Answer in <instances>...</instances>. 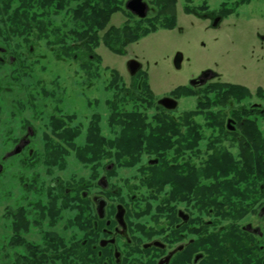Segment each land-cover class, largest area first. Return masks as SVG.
Instances as JSON below:
<instances>
[{
	"label": "rangeland",
	"instance_id": "rangeland-1",
	"mask_svg": "<svg viewBox=\"0 0 264 264\" xmlns=\"http://www.w3.org/2000/svg\"><path fill=\"white\" fill-rule=\"evenodd\" d=\"M236 1L177 0L176 24L173 29H158L140 40L130 43L123 55L112 53L100 42L97 49L93 50L100 62L98 66L91 69L89 76L86 75L85 70L80 68L81 62L73 61L67 53L62 52L64 49L75 47L70 33L71 18L67 13L62 12L57 17H52V28L61 29L60 35L65 38L61 42L63 44L55 43L53 37L49 38V43L37 41L30 37L29 39L33 41L34 46L33 54H28L25 38H15L9 46L3 45L0 23V49L6 51L4 55L0 53V59L4 61L0 63V108L2 107L4 110L3 122L0 123V160L7 150H12L9 145L4 143L6 137L22 138L27 134V127H30V131L34 132L32 140L36 144L32 149L42 153L44 151L43 142L46 139H51L52 132L48 126L49 118L52 115L74 117L76 124H82V126L80 125L81 131L79 136L74 135V140L69 139L73 140V143L65 149V171L60 172L53 169L52 180L60 178L68 189H74L75 195L80 194V191H86L90 196H94L99 191L94 187L97 179L102 176L100 167L114 164L109 180H107L112 188L119 192V197H124L127 193L125 187L127 183L131 186L137 185V180L133 182V178L136 177L147 159L155 157L148 154L142 155L140 161L138 160L139 163L131 164L127 163L124 158L115 162L112 153L93 156L89 152L86 134L88 133V126L92 124L89 121L93 118V122H98L100 138L103 139L99 146L105 145L106 147H104L108 149L117 144L114 139L121 131L120 126L114 123L110 124L109 121L113 112L118 111V109L116 110V100L114 103L115 111L110 110L109 107L115 96V90H107V88L112 72H115L121 79L120 85H124L125 90L123 89L124 95L122 96H127L125 93H129L127 90H130V85L134 82L131 80L132 76L127 69L129 61L140 64L141 73L146 75V83L153 94L154 101L150 107L138 100L134 104L126 101L125 105L120 107L119 112L139 113L144 122H147V125L143 126L144 129L150 128L149 122L153 116L156 119L163 116L171 119L176 122V126L185 124L189 127L192 124L197 127L195 129L198 137L196 140H200L198 151L204 154L206 150L204 146L208 141L207 136L209 134L205 125L207 124V113L204 112L205 116H198L193 113L197 101L201 99V94L204 93L203 88L205 86L192 87L190 82L199 78L204 72L211 71L217 75V82L240 84L247 87L250 92H253L256 87L264 88V0H250L241 5L234 14L225 17L218 27H212L207 19L193 14H185L184 7L188 2L192 8L206 5L208 12L214 13L220 9L222 4L225 3L229 7ZM143 2L148 8L147 17L152 16L154 9L148 0ZM72 7L74 5H71ZM126 20L123 13H116L111 16L109 26L121 27ZM101 34L103 35V32ZM11 57L16 58V62L13 59L11 61ZM178 57L180 58L179 65L175 64ZM10 62L14 64L10 65ZM94 72L97 74L96 77H92ZM15 75H17L16 78ZM8 87L12 90L11 95L6 94L9 92L4 93V89L8 90ZM178 88H188L189 93H193V95L189 97L174 96L173 92ZM207 92L206 87L205 94ZM163 98H173L172 100L176 101V109L163 111L157 105L158 100ZM14 109L23 112L16 116L17 112H14ZM53 110H57L58 113H54ZM186 113H192V118L184 119L182 115L184 116ZM180 120H186V122L180 123ZM185 131L190 133L189 128L179 129L175 127L173 133L174 145L168 155L171 156L170 160H175L176 163L181 161V156L177 154L176 142L180 139H178V135L181 136ZM213 134H217L218 139L221 140L217 131H213ZM180 147L183 149L184 145L181 144ZM228 149L232 158L236 159V150ZM181 155L188 154L185 152ZM95 159H99V172L95 169L97 165ZM13 160L15 161L16 157ZM6 166L8 172L5 179H0V183L4 184V187L0 186V205L8 201H2L3 195L6 199L8 194H17L15 192L17 181L13 175L20 171L18 169L19 162L16 161L13 165L6 162ZM204 183L201 182L200 184ZM147 192L149 195L150 192ZM168 192H173L172 181L170 185L164 188L162 195H167ZM145 193L146 191L143 189L141 194ZM255 194H257L256 190ZM205 195L206 192L203 191L201 193L202 201L205 200ZM11 199L12 196L6 203L7 206L15 205ZM109 200L111 203H117V199ZM247 204L245 202L243 205L246 206ZM263 204L264 199L258 200L253 205L255 209H250L251 213L239 220L237 224L235 223L236 227L230 228L231 230L227 229L229 221L224 217L223 210L215 208L214 205L210 215V208L199 210L197 206V211L194 213L197 220V232L206 229L207 235L212 234L213 238H218L229 235V232V236H232V233L235 235L238 232L237 226H240L241 230L244 231H246L247 226H250L252 229L260 230L264 240V217H259L256 211V208ZM138 205L139 207L132 212V215H146L141 219L135 217L133 222L140 221L142 224L152 225L156 216L154 210L156 203L153 200H148L147 202L139 201ZM146 206H150V209L143 212L142 210ZM181 208L183 207L181 206ZM137 211H139L138 214ZM1 212L2 208L0 207V264H7L8 262L10 264L11 250L2 252L7 233L3 227ZM206 222H211V227H205ZM62 225L63 222H57V228L54 230L58 232L60 237L62 236ZM200 236L197 235V237ZM36 242L38 243L40 240L38 239ZM237 263L236 260L235 264Z\"/></svg>",
	"mask_w": 264,
	"mask_h": 264
},
{
	"label": "flooded vegetation",
	"instance_id": "flooded-vegetation-1",
	"mask_svg": "<svg viewBox=\"0 0 264 264\" xmlns=\"http://www.w3.org/2000/svg\"><path fill=\"white\" fill-rule=\"evenodd\" d=\"M208 17L203 19L209 20L212 26L217 18L213 13ZM222 20L219 19L218 25ZM0 53L4 55L6 52L0 49ZM10 59L12 61L13 58ZM2 62L3 59H0V63ZM216 79L217 75L212 72L205 85L195 86H206L208 90L205 125L209 134L204 146L206 149L204 154L198 151L200 140H196L197 127L192 124L189 127L185 124L176 126L179 129L189 128L190 133L185 131L181 136L178 135L180 139L176 142V148L181 161L176 163L174 160L168 164L174 176L172 195H162L164 188L170 183L164 184L156 180L161 168L157 158L146 160L133 178V182L137 180V185L131 186L127 183L125 186L127 193L122 198L108 181L114 164L100 167L98 159L95 169L98 172L100 168L102 169V176L97 179L94 187L99 190L98 193L90 196L88 192L80 191V194L75 195L74 189H68L60 178L52 180L53 169L65 171L64 158L63 168L59 169L55 166L45 168L42 165V158L33 156L36 149L33 151L32 148L36 144L32 140L34 132L30 131V127H27V134L22 138L6 137L4 143L12 150H7L1 157L0 179L4 180L8 172L6 162L13 165L18 161L20 171L13 175L17 181V188L14 189L17 194H8L6 199L3 195L2 199L9 201L12 196L11 200L15 205L7 206L8 201L4 203L5 205H0L3 227L7 233L2 252H5L3 249L11 235L9 229L11 214L20 207H26L25 203L33 202L36 193L47 190L49 197L55 194L57 197L55 200L62 209L61 238L64 243L71 245V250L81 245L92 251L68 254V257L75 259L71 264H85V262L86 264H235L236 260L237 264H264V240L258 229L247 226L244 231L237 226V235L232 233V236H229V232V235L218 238H213L212 234L207 235L206 229L197 232V220L194 217L197 206L199 210L210 208V215L214 205L215 208L223 210L224 217L229 221L227 229H232L239 220L251 213L250 209L258 200L264 199V88L256 87L250 92L243 85L221 83ZM221 85L223 91L219 88ZM245 91L248 92L247 95ZM157 105L163 111L167 110L160 105V100ZM14 112L19 116L23 111L14 109ZM53 112L58 113L57 110ZM3 114L4 110L1 107L0 123L3 122ZM155 120L153 116L150 121ZM75 121L74 117L52 115L48 120V126L53 140L46 139L42 144L43 147L67 148L72 144L74 134L79 136L82 126ZM92 122L93 118L89 123ZM179 122L183 123L186 120ZM213 131L218 132L221 140L218 139L217 134H213ZM188 137L190 140L185 141L184 139ZM70 138L73 140H69ZM129 144L134 143L129 142ZM181 144L184 145L183 149L180 147ZM19 145H23L21 152L9 156ZM228 148L236 150V159L232 158ZM185 152L188 155H181ZM26 154L31 156L32 160L23 167ZM113 158L117 162V158ZM126 160L127 163L137 164L140 158ZM201 182L205 183L200 184ZM1 185L4 187V184L0 183ZM53 188L54 190H51ZM143 189L146 191L145 194H141ZM36 190L41 191L36 192ZM61 190L64 195L60 197ZM147 191L150 192L149 195ZM203 191L206 192L204 201L201 196ZM109 199H117V203H111ZM148 200L156 203L155 221L152 225L142 224L140 221L133 222L135 217L141 219L146 215H132V212L139 207V201ZM245 202L248 203L246 206L243 205ZM101 203H103L102 217L98 214ZM149 209L150 206H146L142 211L147 212ZM256 211L259 217H264V204L259 205ZM204 226L211 227V222H206ZM56 228V223L32 222L22 235L27 242L37 244L38 239L40 240L38 243H41V239L49 235L59 237L58 232L54 231Z\"/></svg>",
	"mask_w": 264,
	"mask_h": 264
},
{
	"label": "trees",
	"instance_id": "trees-1",
	"mask_svg": "<svg viewBox=\"0 0 264 264\" xmlns=\"http://www.w3.org/2000/svg\"><path fill=\"white\" fill-rule=\"evenodd\" d=\"M127 1L129 0H0L2 44L9 46L15 38H25L28 54H33L34 47L33 41L29 39L30 37L37 41H47V43H49V38L53 37L55 43L63 44L61 42L65 38L60 35L61 29L58 27L52 28V17H57L60 13L65 12L71 18L70 33L75 47L64 49L62 52L67 53L73 61L81 62L80 68L85 70L86 75L89 76L91 69L98 66L100 62L99 57L93 53L100 42L112 53L123 55L130 43L136 42L158 29L171 30L175 27L177 0H148L150 6L154 9V13L152 16H146L143 19L132 16L124 9ZM249 1L237 0L229 7L224 3L213 14L216 18L222 20V18L234 14L241 5ZM188 3L184 7L185 14L209 18L210 13L206 5L192 8ZM71 5H74V7L71 8ZM119 12L125 15L126 22L118 28L109 26L111 16ZM13 60L16 62L17 59L13 57ZM12 64L14 63L10 62V65ZM96 75V72H94L92 77H96ZM16 76L14 77L16 78ZM146 79V75L141 71L132 76L131 80L134 82L130 85V90H127L129 93L126 92L125 96H127L124 97L122 96L125 90L124 85H120L119 75L112 72L107 90H115V96L109 107L110 110L115 111L114 103L116 100V110L118 109V111L113 112L109 121L110 124L114 123L120 126L121 131L114 139L117 144L108 149L105 148V145V147L99 146L103 139L100 138L98 123L95 121L88 128L86 134L87 145H89L91 155L99 156L112 153L117 160L140 158L142 155L147 154L152 155L158 159L159 166H161L160 174H158L156 180L167 184V182L171 183L174 178L173 172L167 164L171 163V156L168 155V152L174 145L173 133L175 132L176 122L163 116L149 122L151 129H144L143 126L147 125V122H144L139 113L126 114L119 112L120 107L125 105L126 101L134 104L138 100L149 107L153 104V94L147 86ZM219 88L221 90L222 85ZM203 90L204 93L201 94V99L197 101L193 113L198 116H205L204 112L207 109L206 86ZM5 92L12 93V90L8 87V90L4 89ZM245 94L247 95L248 92L245 91ZM173 95L189 97L193 93L190 94L188 88H178L173 92ZM193 114L186 113L182 117L189 120ZM184 140L189 141V138ZM129 142L134 144L130 145ZM65 149L67 148L43 147L44 151L42 153L35 150L33 156L42 158V165L45 168L55 166L61 169L64 165L62 159L66 156L64 154ZM25 156L26 161L22 163L23 167L32 160L31 156L27 154ZM156 180L154 181L158 184ZM51 190H54V188ZM38 191L41 190H36V192ZM44 191L36 193L33 202L25 203L26 207H20L11 214L12 218L9 224L11 235L3 249L5 252L11 250L10 264H71L75 259L68 257V254L92 252L91 249H85V246L81 245L76 246L75 250H71V245L64 243L60 236L56 237L55 235L43 236L41 243L37 244H31L24 239L22 234L28 230L30 223L38 222L42 224L48 221L55 224L62 220V209L55 200L57 197H55V194L49 197L47 190ZM48 191H50V188ZM172 194L173 192H168L167 196ZM61 195H64L62 190L60 191V197Z\"/></svg>",
	"mask_w": 264,
	"mask_h": 264
},
{
	"label": "water",
	"instance_id": "water-1",
	"mask_svg": "<svg viewBox=\"0 0 264 264\" xmlns=\"http://www.w3.org/2000/svg\"><path fill=\"white\" fill-rule=\"evenodd\" d=\"M125 10L130 12L132 15L138 17L139 19H143L147 16V11L148 8L145 3H143V0H129L125 3ZM219 23V19H215L212 23V27H216ZM180 63V58H176L175 64L179 65ZM127 69L130 74V76H134L138 73V71L141 69L140 64L134 62V61H129L127 63ZM212 74L211 71L204 72L199 78L196 80H193L190 82V86L195 87V86H203L206 84V82L209 80L210 75ZM160 105H162L165 109L167 110H174L176 108V102L172 99L169 98H163L160 100ZM23 148V145L17 146L12 153L9 154V156H14L17 155L21 152ZM98 214L100 217H102L103 214V203L100 204L98 208Z\"/></svg>",
	"mask_w": 264,
	"mask_h": 264
}]
</instances>
